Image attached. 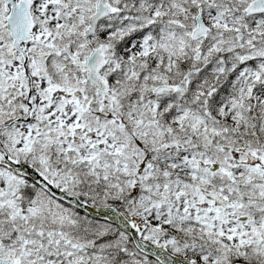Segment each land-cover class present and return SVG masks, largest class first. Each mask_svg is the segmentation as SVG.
Returning a JSON list of instances; mask_svg holds the SVG:
<instances>
[{
  "label": "snow or ice",
  "instance_id": "obj_1",
  "mask_svg": "<svg viewBox=\"0 0 264 264\" xmlns=\"http://www.w3.org/2000/svg\"><path fill=\"white\" fill-rule=\"evenodd\" d=\"M0 264H264V0H0Z\"/></svg>",
  "mask_w": 264,
  "mask_h": 264
}]
</instances>
